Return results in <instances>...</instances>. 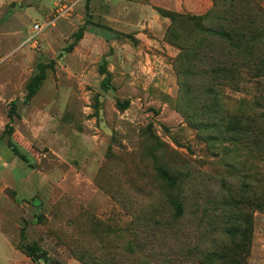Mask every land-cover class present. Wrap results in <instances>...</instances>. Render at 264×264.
<instances>
[{"label": "rangeland", "instance_id": "rangeland-1", "mask_svg": "<svg viewBox=\"0 0 264 264\" xmlns=\"http://www.w3.org/2000/svg\"><path fill=\"white\" fill-rule=\"evenodd\" d=\"M87 1L0 0V136L17 100L27 156L0 139V264H264V38L254 56L249 38L183 45L159 9L219 32L261 19L229 27L230 0Z\"/></svg>", "mask_w": 264, "mask_h": 264}, {"label": "trees", "instance_id": "trees-1", "mask_svg": "<svg viewBox=\"0 0 264 264\" xmlns=\"http://www.w3.org/2000/svg\"><path fill=\"white\" fill-rule=\"evenodd\" d=\"M230 12L232 16L230 19H228L229 22V27L231 25L237 26L245 17L247 18L249 15H251V12H255L256 18L261 19V22L263 26L261 27L262 31L261 33H253L250 31L244 32L245 29H240L242 32L239 30L234 31L235 29H231L230 32L225 30L224 32H219L213 29V26L206 27L205 21H202L196 16H192L189 14H179L173 11H168L164 9H159L160 13L164 17H168L171 19L172 24L169 27L167 31V37L171 39L172 41H176L184 45V38L186 39V36H192L194 34H197L199 32H204V33H210L213 34L214 36L219 37L221 40H228V41H234L236 39L237 41H244L245 38H249L250 41H245L244 46L246 49L243 50V54L249 55V56H254L253 54L260 52V48L258 44H261L260 41L257 40L260 38H264V9L262 8L261 4L259 3H254L253 0H230ZM236 2V3H235ZM253 2V3H252ZM245 3V5L243 4ZM252 3V4H250ZM87 11H89V0L87 1ZM222 13L227 14V9L224 8L222 10ZM88 16H91L88 13ZM206 16H204L205 18ZM95 23L93 20L88 18L85 23L78 29V31L75 33V38L76 41L69 44L68 46L64 47L62 52L60 53L59 57L63 56L64 53L66 52H71L73 51L75 45L77 44V41L81 40L84 37L85 32L88 30L90 26H93ZM186 35V36H185ZM250 37H253V41ZM187 41V39H186ZM251 42V44H250ZM249 43V44H247ZM187 44V42H186ZM257 58V57H255ZM55 60L50 61L49 63H39L38 65V70L35 73V75L31 78L27 85V94L23 100L24 104H29L31 99L37 94L41 83L45 80L46 78V72L48 69H53L55 67ZM231 72V71H230ZM101 73L106 74V68L105 64L102 65L101 67ZM235 76V74L233 75ZM107 78H104L102 81V85L106 86L107 85ZM121 109H126L129 107V101L126 100L123 103L118 104ZM17 100H14L11 105L10 109L8 112L9 115V122L7 123L2 135L0 136V139H3L4 137H7V145L8 147L20 158L23 160L27 161V156L22 152L20 146L14 141L13 135H14V118L17 115ZM163 175L166 177L167 180H171L173 177L170 176L167 172L163 171ZM26 250L31 254L35 255L40 252V248L37 245H30L27 246ZM217 256L216 254H213L212 257ZM218 259H221V256H217ZM211 261V260H210Z\"/></svg>", "mask_w": 264, "mask_h": 264}, {"label": "crops", "instance_id": "crops-1", "mask_svg": "<svg viewBox=\"0 0 264 264\" xmlns=\"http://www.w3.org/2000/svg\"><path fill=\"white\" fill-rule=\"evenodd\" d=\"M175 5H176L175 6L176 10H184V9L195 10L196 9L199 12H206L207 8H209L210 6V1L209 0H197V2L194 5H190L188 0H185V1L179 0L178 2H175ZM10 248L12 249L11 245H10Z\"/></svg>", "mask_w": 264, "mask_h": 264}, {"label": "built area", "instance_id": "built-area-1", "mask_svg": "<svg viewBox=\"0 0 264 264\" xmlns=\"http://www.w3.org/2000/svg\"><path fill=\"white\" fill-rule=\"evenodd\" d=\"M39 27H40L39 25H36V27H35V28H36V29H39Z\"/></svg>", "mask_w": 264, "mask_h": 264}, {"label": "water", "instance_id": "water-1", "mask_svg": "<svg viewBox=\"0 0 264 264\" xmlns=\"http://www.w3.org/2000/svg\"><path fill=\"white\" fill-rule=\"evenodd\" d=\"M39 256H36V258H38Z\"/></svg>", "mask_w": 264, "mask_h": 264}]
</instances>
